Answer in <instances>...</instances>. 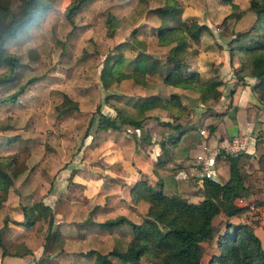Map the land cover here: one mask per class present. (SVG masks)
Listing matches in <instances>:
<instances>
[{
  "label": "rangeland",
  "instance_id": "rangeland-1",
  "mask_svg": "<svg viewBox=\"0 0 264 264\" xmlns=\"http://www.w3.org/2000/svg\"><path fill=\"white\" fill-rule=\"evenodd\" d=\"M71 1L53 0L49 11L6 44L8 52L20 58L21 65L16 68L10 82L0 85V155H18L19 174L13 177L8 199L0 204V227L4 218H21V205L42 201L51 207L52 212V222L50 216L44 214L31 229L15 231L6 239L11 251L29 250L24 255L23 264H36L39 253L42 261L38 264H93L95 254L87 256L84 252L94 249L108 253L125 248L131 237L127 223L110 230L98 223L117 216H125L133 222L142 220L148 204L139 202L133 205L125 196L138 176L151 179L155 188L162 187L158 184L159 177L152 171V164L156 167V162H146L142 174L140 170L130 168L133 163L128 162L131 152L129 136L136 140L133 144L138 147L149 141L150 145L159 143L167 139L168 133L176 137L185 132L191 140L199 139L196 126L191 125L186 130L183 126L171 128L161 123L163 119L172 121L170 108L151 109L145 113L152 114L148 117H142L137 111L136 101L140 96H164L169 92L161 82L164 67L156 65V70L154 67V72L146 75L145 84H138L132 77L116 80L113 72L104 69L105 62L110 63L121 55L124 60L117 66L118 70L132 72L131 60L138 51L151 54L149 62L151 59L165 60L173 44L157 42L153 27L160 23V19L148 12L165 0H89L70 22L65 18L64 10ZM177 1L183 7L182 18L188 27L183 35L186 45L177 50L185 67L188 54L195 50L194 43L199 42L201 34L203 37L212 35L222 42L227 46L229 56V41L237 31L264 34V23L257 22V16L247 10L248 6L241 8L248 0L224 1L228 3L225 7H214L212 0ZM248 12L251 19L237 18L239 15L247 16ZM109 15L113 16L112 23ZM194 23L207 27L201 31L198 40L190 37ZM255 25L260 27L258 31ZM136 27L138 32L134 34L132 31ZM124 41L126 45L123 46L121 43ZM5 70L0 66V73ZM20 86L24 89L15 102L1 101ZM65 96L77 102L78 108L62 111L67 102ZM185 104L186 109L182 112L188 110L192 114L193 107L187 101ZM97 106L107 115L116 116L120 109L122 114L142 118L143 129L130 127L100 132L97 128ZM178 120H173V124ZM217 135L209 126L206 128L205 138L210 147L224 142ZM115 138L123 141L122 148L127 158L111 165L108 143ZM166 143L170 145V142ZM185 146L186 143L182 142L177 148L180 150ZM252 148L250 141L249 149ZM99 154L104 159H98ZM168 154L164 150L163 156L168 157ZM263 157L260 154V170L264 169ZM242 165L245 180L256 196L253 200H261L263 184L257 186L264 176L261 180L249 157L243 158ZM153 176L155 179L151 178ZM165 184L164 192L170 191ZM87 186L89 190L86 192ZM189 186V194L194 193L189 199L200 201L193 183L190 182ZM248 219L249 216L241 217L239 221L248 222ZM214 223L222 227L225 220L218 216ZM248 225L258 234L264 248V226L258 222ZM215 249L214 241L206 244L201 264H208ZM111 260L120 264L115 257ZM141 264L150 263L142 258Z\"/></svg>",
  "mask_w": 264,
  "mask_h": 264
},
{
  "label": "trees",
  "instance_id": "trees-1",
  "mask_svg": "<svg viewBox=\"0 0 264 264\" xmlns=\"http://www.w3.org/2000/svg\"><path fill=\"white\" fill-rule=\"evenodd\" d=\"M87 1L89 0H72L64 10L65 18L72 22L75 13ZM52 4L53 0H16L15 3L13 0H0V66L7 69L0 73V85L10 82L16 68L21 65L20 58L8 52L6 44L37 22L45 12L51 9ZM247 10L257 16L259 24L264 23V0H249ZM148 12L160 19V23L153 27L157 42L173 44L165 60L159 62L151 59L152 62H149L151 54L138 51L131 60L132 72L118 70L117 66L124 60L121 55L114 57L110 63L105 62L104 69L106 72H113L116 80L132 77L138 84H145L146 75L150 74V71L154 72L156 65L164 67L162 84L179 90L197 92V99L205 109L209 110L218 99V86L221 82L216 77L206 80L201 78L198 72L185 67V63L177 54V50L186 45L183 35L188 28L182 18V5L177 0H165L161 5L150 8ZM112 20H114L113 16L109 15V22L112 23ZM254 27L257 31L260 28L256 25ZM206 29L205 25L194 23L190 37L198 40L201 31ZM132 32L136 34L138 28H134ZM121 44L124 46L126 42ZM229 52L230 57L236 56L239 61L238 67L234 68L236 79L242 81L245 76L256 78L257 82L253 86V91L259 102L264 104V34H251L249 30L237 31L235 37L229 41ZM133 72L140 73L141 76L137 77ZM23 89L24 87L20 86L16 92L2 98L1 101L15 102ZM65 98L67 102L64 103L62 111L78 108L77 102L72 101L68 96ZM136 104L137 111L142 117L152 115L145 113L158 107L165 110L170 108L172 121L194 114V110L192 114L188 110L182 112L186 109L184 98L174 91L164 96L158 94L140 96ZM96 111L99 115L98 130L121 131L130 127L143 129L142 118L136 119L122 114L120 109L117 110V117L100 111L99 106ZM172 121L162 120L161 123L171 128L181 127L180 123L173 124ZM177 139V136L173 137L171 133H168L167 139L159 142L160 147L167 151L166 141L175 143ZM220 154L227 161L228 177L214 180L210 176H203L202 198L198 202H189L183 198L168 195L162 187L155 188L145 179L137 180L130 188V196L133 202L143 200L148 204L142 220L133 222L125 216H117L100 222V225L106 228L123 223L130 226L131 237L125 248L113 249L108 253L90 249L84 254L87 256L95 254L93 264H114L111 257L118 259L120 264H141L142 258L150 264H201L206 252V244L214 241L216 249L208 264H264V248L261 239L248 225L258 222L256 212L251 205L257 206L263 200H244L249 196L248 186L245 184V172L242 169L243 158L247 154L234 155L224 152ZM219 156L217 159L220 158ZM161 161L158 160V162ZM18 162V155L12 154L9 157L0 155V204L8 199L13 177L19 174ZM20 208L21 220L4 218L0 227V264H3L5 257H22L29 252V250L19 252L8 249L6 239L14 235L15 231L23 232L31 229L44 214H48L52 222L51 207L42 201L31 205H21ZM218 216H223L225 220L222 227L214 223ZM248 216L249 223L230 220L233 217L247 218ZM10 226L12 230L8 229Z\"/></svg>",
  "mask_w": 264,
  "mask_h": 264
},
{
  "label": "crops",
  "instance_id": "crops-1",
  "mask_svg": "<svg viewBox=\"0 0 264 264\" xmlns=\"http://www.w3.org/2000/svg\"><path fill=\"white\" fill-rule=\"evenodd\" d=\"M212 2L214 3V7L217 5L225 7V5L228 4L222 0H212ZM248 2L246 6L241 8L246 9ZM251 17L252 15L249 12L247 16H237L239 20L251 19ZM209 32H212L211 29ZM208 36L209 38H207ZM200 37L199 42L194 43L195 50L188 54L186 64L189 69L198 72L201 78L206 80L211 77H216V79L221 82L218 86L219 95L217 101L214 102L208 110L205 109L203 104L197 99V92L179 90L170 86L166 87V90H169V92L174 91L180 93L184 101H187L193 107V116L185 117V119L181 118L177 123H180L186 130L192 126H196L199 139L197 141L191 140V136L187 133L180 132L177 136L178 142L176 146L173 142L169 143L170 145L166 143L165 147L167 151L165 152H169V156L164 157V150L160 147L158 142H153L152 145H150L151 141H149V143H146L143 147H138L136 143L133 144L136 140L129 136V148H131V152L128 162L133 163V165L130 164V168L133 169V171L134 169H138L141 171L140 174H142V167L146 165V162L149 160L156 162V167L152 164V171L159 177L158 184L162 186V188H164V182H166L165 187L170 191L165 193L183 198L189 202H196L189 199V197L194 194L193 192L191 193L192 195L189 194L190 182L193 183V189H196V194L199 195V200H201L203 176H213L218 180L227 179L228 164L220 153H226L225 147L231 137L234 136L230 135L227 130L228 127L236 126L235 135L249 134L247 149L242 153L247 154L245 158H250V162H252L255 167L253 169H256L257 175L261 176V180L264 176V169H259L261 162L260 154L264 156V104L259 102L253 91V86L256 84L257 79L245 76L242 81H238L234 75V68L239 65L237 57H230L226 49L227 46L225 47L220 41L219 44L212 35L203 37V34H201ZM208 126L210 129L217 132L218 135L216 137L224 141L222 144L216 143L215 146H209L208 140L205 138L206 128ZM110 130L111 129L106 131L100 130V132H108ZM250 141H252V147L254 146L251 150L249 149ZM182 142L186 143V146L178 150L177 147ZM122 144L123 141H120L119 138H115L108 143V145H110L108 152L111 165L124 161L127 158L126 153L123 152ZM101 145L99 144V146ZM98 151H100L99 148H97L96 152L99 153ZM142 151H144V154ZM218 156L220 157L219 159H217ZM98 157V159H104L100 154ZM158 160L163 161L158 162ZM205 161L208 163V169L204 168ZM135 162L136 165L134 164ZM123 171L124 170L120 171L119 175ZM138 177L139 178L136 180L134 179V183L139 179H145L151 184V179H148V177ZM151 178L155 179V176ZM84 183L85 182L82 184ZM128 183L132 182L129 181ZM245 184L248 186L249 196L244 200L254 199L256 196L250 191L248 183L246 182ZM260 184H263L262 189H264V180L260 181L257 187H260ZM133 185H131L130 188ZM87 187L88 189L85 190L86 192L89 190V186ZM125 196L129 197V200L132 201L130 189H128ZM261 197L262 200H264V192ZM139 202L146 203L143 200L138 202L132 201L131 203L134 205V203ZM21 219L22 216L17 220ZM239 219L240 218L233 217L230 220L232 222H238ZM98 225H100V223H98ZM8 229L12 230L13 228L10 226ZM106 229L110 230L111 228ZM39 256L36 259V264L42 261L41 259L39 260ZM24 257V255L22 257H5L3 264H23Z\"/></svg>",
  "mask_w": 264,
  "mask_h": 264
},
{
  "label": "built area",
  "instance_id": "built-area-1",
  "mask_svg": "<svg viewBox=\"0 0 264 264\" xmlns=\"http://www.w3.org/2000/svg\"><path fill=\"white\" fill-rule=\"evenodd\" d=\"M248 140L249 134L247 133L232 136L225 147V152L234 155L244 152L247 149ZM204 168L208 169V163L206 161ZM210 177L214 180L216 179L213 176ZM251 208L256 212L258 223L264 226V200L257 206L251 205Z\"/></svg>",
  "mask_w": 264,
  "mask_h": 264
},
{
  "label": "water",
  "instance_id": "water-1",
  "mask_svg": "<svg viewBox=\"0 0 264 264\" xmlns=\"http://www.w3.org/2000/svg\"><path fill=\"white\" fill-rule=\"evenodd\" d=\"M227 130L230 133V135H235L236 134V126L228 127Z\"/></svg>",
  "mask_w": 264,
  "mask_h": 264
}]
</instances>
